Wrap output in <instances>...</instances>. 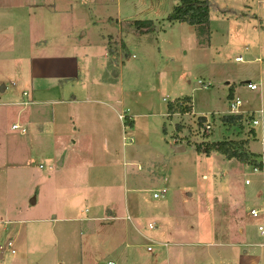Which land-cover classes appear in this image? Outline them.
<instances>
[{
  "label": "crops",
  "instance_id": "1",
  "mask_svg": "<svg viewBox=\"0 0 264 264\" xmlns=\"http://www.w3.org/2000/svg\"><path fill=\"white\" fill-rule=\"evenodd\" d=\"M150 1V8H153L154 2ZM176 3L172 1L171 10ZM0 4L7 6L0 9V18L5 17V22L0 21V87L4 86L0 95L6 96V100L0 103V115L12 118L8 133L1 135L4 140L7 138L9 145L6 150L0 145V190L8 189L15 182L13 174L17 173L19 182L16 183L28 186L26 199L31 204L37 203L40 192L48 184L57 190L64 181L74 193L70 204L56 211L59 217L54 210H46L49 216L46 219L21 217L19 202L14 208L7 205L4 194L0 200V259L4 251L16 253L13 248L15 240L21 239L26 243L29 236L43 232L40 229L27 230V224L37 228L42 222L51 221L50 230L46 233L52 239L57 236L58 223L78 222L81 246L97 245L109 253H124L135 247L134 243L141 238L145 239L146 251L153 253L155 247L159 248L155 249L157 255L152 258L153 264H264V241L260 242L252 230L254 221H262L257 225V231L264 237L258 230V226H264V190L260 194L256 189L249 192L252 195L246 194L245 186L251 184V181L244 183L246 177L239 180L241 183L229 181L227 194L217 191L223 189L226 182L208 184L207 190L214 186L212 188L216 191L209 196L206 190L205 197L195 198L192 206H188L182 197L178 217L161 214L154 208L152 211L142 209L141 198L129 200L130 191L142 189L132 188L133 185L129 187L125 173L114 177L119 172L121 158L116 149L117 141H121L123 147L134 142L128 130L135 126L136 115L130 114L129 107L125 106V93L119 82V70L124 63V60H119L122 50L111 54L108 43L120 40L126 53L123 32L134 31L124 28L123 24L138 19L137 16H125L123 19L109 16L105 19L104 25L109 22L111 26H119V35L96 31L94 38H79L69 25L70 32L66 30L63 34L67 38L52 41L47 34L44 36L46 19L59 18L65 23L63 28H68L66 20L72 11L70 0H0ZM12 6L28 10L27 32L19 31L21 27L10 21ZM229 15L237 21L256 19L259 31L264 29L261 17L251 12L248 5ZM140 20H151L153 27L161 22L158 17ZM175 23L184 22L169 21V24ZM114 57L117 59L115 63L111 62ZM256 60L260 61V58ZM183 98L190 99L189 105L193 109L190 96H182L175 101L181 103ZM172 102L167 104L166 117L187 114L188 111L181 113L176 109L169 112L168 106ZM246 111L254 113L250 109ZM228 114L229 111L222 115ZM257 114L263 117V110ZM14 124L23 131L13 129ZM261 130L264 133V126ZM162 131L166 133L165 126ZM254 132L258 139L256 128ZM261 142L263 145L264 138ZM251 143H248L250 150ZM173 149L182 152L185 147L174 144ZM251 152L260 158L264 156V148L261 152ZM214 153L217 152L205 156ZM224 158L221 155V160ZM36 159L49 163L40 161L34 164ZM227 160L229 163L226 165L229 167L232 163V168L238 171L237 161ZM56 166L59 169L49 175L39 170L51 171ZM148 172L154 176L149 175L151 180L159 178L154 171ZM222 173L225 174L224 171ZM261 175L264 188V174ZM75 188L85 191L76 192ZM97 188L101 189L100 195ZM159 189H152L153 193ZM251 209L259 210V215L253 217ZM203 235L208 239H202ZM193 238L194 241L191 240ZM8 242L13 252L5 248ZM149 246L151 250L147 249ZM29 257L31 255L23 251L20 257L12 258L6 264H37L36 261L30 262ZM134 257L136 259L135 254ZM107 264L117 263L109 260Z\"/></svg>",
  "mask_w": 264,
  "mask_h": 264
},
{
  "label": "rangeland",
  "instance_id": "2",
  "mask_svg": "<svg viewBox=\"0 0 264 264\" xmlns=\"http://www.w3.org/2000/svg\"><path fill=\"white\" fill-rule=\"evenodd\" d=\"M152 1L153 8H150V0H70L72 22L70 23V17L66 20L68 28H63L64 22L59 21V18L46 19L44 36L46 37L47 34V38L52 41L67 38L63 34L70 29L69 25L79 38H94L96 31L109 32L115 36L120 31L119 26H111L109 22L104 25L105 19L109 16L119 19L125 16H137L138 19L158 17L161 21L151 32L144 35L123 32L122 39L127 46L126 53L121 48L120 40L108 43L111 54L118 49L122 50L119 60L120 62L124 60V63L119 70V82L125 93L127 102L125 106L129 107L130 114L136 115L135 126L128 130L134 142L123 147L121 141H117L116 149L121 158L119 172L115 173L114 177L125 173L128 175L129 187L133 185L132 188L136 186L135 188L142 189L130 191L132 193L129 194V200L141 198L142 209L152 211L154 208L170 217H178L182 197L189 203L188 206H192L195 198L205 197L208 184L226 182L224 188L217 191L227 194L229 181L240 182L241 178L246 177L251 181L250 185L245 186L246 194L252 195L249 192L255 189L260 194L264 190L262 175L260 172L252 171L251 163H242L232 158L237 161L238 171H236L234 167L232 168V163H230L231 167L226 165L229 163L227 159L221 160L219 153L207 157L204 153L200 154L201 152L196 148L198 145L203 146L207 141L220 138L246 140L247 143L243 148L250 154H254L252 150L261 152L264 148V142L263 145L261 142L264 138L261 127H256L258 138L256 139V133H252L254 129L247 124V121L256 116L261 109L264 118V29L259 31L256 19L237 21L229 15L248 5L251 12L258 14L264 23V0H210L215 6L210 10L211 39L207 41L204 40L203 35L198 37L196 30L186 23L169 24L166 17L171 10L173 0ZM6 7L0 4V9ZM217 8L232 11L222 13ZM10 11L9 15H12L10 21L14 22L15 26L21 27L19 31L27 32L25 27L29 20L28 10L12 6ZM0 19L1 22H5L4 16ZM97 26L100 28L98 29ZM82 32L85 34L82 35ZM68 40L70 42V34ZM237 57H241V60L236 61ZM258 57L260 61L256 60ZM116 61V57L111 60L113 63ZM247 81L255 83L258 88L249 90L246 87ZM182 96L191 97L193 109L189 105L190 99L183 98L180 100L184 107L189 108L187 114L166 117L167 104L173 101L171 104L175 105L178 102L175 100ZM232 98H239L242 102L239 108V111L243 112L242 120L223 123L222 114L228 113L229 101ZM5 100L6 96L0 95V103ZM245 109H250L254 113H249ZM220 114L221 117L218 116ZM200 116H206L204 121H200ZM11 119L5 114L0 115V145H3L5 150L9 141L7 138L4 140L1 135L8 133ZM206 120L210 125L209 130L204 128ZM163 126L166 128V133L162 131ZM249 142H252V150L249 149ZM174 144L184 145L185 150L177 152L173 149ZM40 161L42 164L49 163L46 160L43 163V160L36 159L34 164ZM57 169L59 166L51 171L39 170L49 175ZM148 170L154 171L153 173L159 178L154 179L155 181L151 180L150 176L153 175ZM219 170L225 172L226 178H223L225 174L223 175L222 171L221 174H217ZM203 174L205 176H202ZM17 178L18 174H13L15 182L8 189L0 190V200L5 194L7 205L14 208L16 203L19 202V205L21 203L20 206L17 205L23 218L46 219L49 217L46 210L60 211L65 205L70 204L74 196V193L70 192L69 185L63 181L57 190L52 189V184L45 186L42 190L44 192H40L38 196L37 203L31 204L26 199L28 186L16 183ZM162 187L167 190L163 198L160 196L158 199H153L152 189H162ZM212 187L214 186H210L207 190L209 196L211 192L216 191ZM74 190L85 191L77 188ZM100 191L101 189L98 195L101 194ZM56 214L59 217V213ZM260 222L262 223V221H254L252 230L258 235L257 239L263 242L264 237L257 231ZM50 224L51 221L42 222L37 228L27 224V230L40 229L43 232L29 236L26 243L21 242V239L15 240L13 248L16 253L10 254L4 251L0 264H6L12 258L20 257L23 251L31 255L30 262L36 261L37 264H107L109 260H114L117 264H131L132 257L133 264H147V262L153 264L152 258L157 255L155 249L159 250L155 247L153 253L146 251L147 241L142 238L134 243L135 247L127 249L124 253L119 251L109 253L91 244L83 248L80 243L78 222L58 223L55 239L46 233L50 230ZM12 238L14 239V235ZM202 239L208 238H204L203 235ZM191 240L194 241L195 238ZM256 249L260 248L256 247ZM119 255L121 258L118 257Z\"/></svg>",
  "mask_w": 264,
  "mask_h": 264
},
{
  "label": "trees",
  "instance_id": "3",
  "mask_svg": "<svg viewBox=\"0 0 264 264\" xmlns=\"http://www.w3.org/2000/svg\"><path fill=\"white\" fill-rule=\"evenodd\" d=\"M213 6H215V4H213L210 0H178V2L173 6L171 12L167 15L166 19L168 21L184 22L193 26L196 33L199 35L198 37L203 35V38H205L204 40L207 41L210 37L209 17L210 10ZM219 11L225 13L232 10L219 9ZM123 25L126 29H132L136 33L144 34L152 29L153 22L151 20L136 19L126 21ZM175 109H179V112L181 113L189 111V108L184 107L182 102L179 103V101L176 102L174 106H168L169 112H173ZM241 118L242 115L228 114L223 115L221 121L228 124L234 121H240L242 120ZM200 121H204V117H200ZM252 133H254L253 130ZM246 143V140L235 141L232 139H219L215 141H207L203 144V146L198 145L196 150L203 152L205 155H208L211 152H217L223 155L226 159L235 158L242 163H251V165L260 166V157H257L255 154L248 153L243 148V145Z\"/></svg>",
  "mask_w": 264,
  "mask_h": 264
},
{
  "label": "built area",
  "instance_id": "4",
  "mask_svg": "<svg viewBox=\"0 0 264 264\" xmlns=\"http://www.w3.org/2000/svg\"><path fill=\"white\" fill-rule=\"evenodd\" d=\"M235 60H241V57H237ZM201 84H203V83H201ZM246 87L249 90H256L258 88V86L255 83L250 82V81H247ZM23 94L25 95L26 93L24 92ZM25 103L27 104L28 102H25ZM240 106H241L240 99L239 98H232L231 101H229V105H228V111H229V113L231 115H241L243 112L241 113L239 111ZM247 124H249V126L252 129H255L256 127H262V126H264V118L261 115H258L257 114L256 116L252 117L249 121H247ZM12 128L13 129H18L19 128V129H21L23 131V129L19 125H17V124L12 125ZM204 128L206 130H209L210 129V125H209V122L208 121L204 122ZM126 139H128L130 141V138H126ZM259 161H260V164H261L260 166H258V165H251L252 171L253 172H260L261 174H264V156H262L259 159ZM244 183L245 184H249L250 183V180L247 178V179L244 180ZM165 192H166V190L162 188V189H159L156 192H154L152 194V196L154 198H156L158 196H163V194H165ZM250 214L253 217H257L259 215V210H257V209H251L250 210ZM150 227H152V226L150 225ZM258 230H259V232L261 234L264 235V226H262V225L258 226ZM5 248H7L11 252H13V250L11 249V243L10 242L7 243V245H6ZM147 249L148 250H151V247L149 246Z\"/></svg>",
  "mask_w": 264,
  "mask_h": 264
},
{
  "label": "water",
  "instance_id": "5",
  "mask_svg": "<svg viewBox=\"0 0 264 264\" xmlns=\"http://www.w3.org/2000/svg\"><path fill=\"white\" fill-rule=\"evenodd\" d=\"M3 89H4V86H1V87H0V90L2 91Z\"/></svg>",
  "mask_w": 264,
  "mask_h": 264
}]
</instances>
